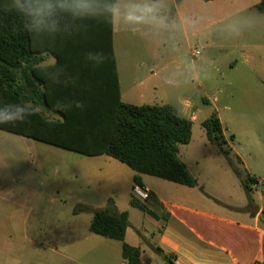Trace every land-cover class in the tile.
Returning <instances> with one entry per match:
<instances>
[{
    "label": "rangeland",
    "instance_id": "rangeland-1",
    "mask_svg": "<svg viewBox=\"0 0 264 264\" xmlns=\"http://www.w3.org/2000/svg\"><path fill=\"white\" fill-rule=\"evenodd\" d=\"M190 1L185 13L190 11L196 22L204 15L212 16L214 5ZM165 3L167 16L171 0ZM119 26L122 24L115 23L116 31ZM213 30L212 24L211 41ZM143 32L142 36L130 32L124 39L116 34L120 62L139 57L148 61L152 55L156 64L166 65L176 52L191 73L193 92L183 91L182 98L191 99L190 112L197 120L192 124L189 144L178 147V157L201 187L197 191L201 209L232 211L250 207L252 200L259 206V196L264 199V106L252 103L251 110L246 111L248 117L233 119L232 126L225 130L224 147L231 149V154L225 155L207 141L201 126L214 111L209 97L216 93L213 78H205L212 53L203 49L202 29L192 23L183 31L176 21L173 31L149 32L144 28ZM192 51H198L199 56L194 58ZM50 62L48 58L46 63ZM201 80L207 82L206 92L199 87ZM225 92L218 96L217 107L223 105ZM208 98L211 103L206 102ZM230 105L235 108L236 100ZM48 116L55 118L54 114ZM244 169L259 180L256 187L251 186V202L241 183L244 176L236 173L239 170L243 175ZM133 174L127 166L106 156L89 157L0 131V264H124L121 243L92 234L91 212L81 209L113 211L114 206L117 212L126 211ZM141 216L136 211L131 220L148 237L151 228L142 223ZM154 264L162 261L156 258Z\"/></svg>",
    "mask_w": 264,
    "mask_h": 264
},
{
    "label": "trees",
    "instance_id": "trees-1",
    "mask_svg": "<svg viewBox=\"0 0 264 264\" xmlns=\"http://www.w3.org/2000/svg\"><path fill=\"white\" fill-rule=\"evenodd\" d=\"M255 9L264 14V0ZM23 24L16 14L0 11V106L22 103L34 114L23 122L0 124V131L89 157L104 155L136 174L190 188L197 186L178 157V147L191 140L192 122L177 116L168 105L121 102L113 24L104 19L74 21L63 15L57 33L31 34ZM88 52L103 53L104 62L87 60ZM50 56L54 58L52 64L46 63ZM75 101L83 107H75ZM201 126L207 141L229 156L231 150L224 148L226 141L217 114L213 112ZM237 163L241 164L239 158ZM236 173L244 176L241 183L251 202V186L258 183L257 179L246 172ZM135 184H139L138 179ZM135 200L130 204L142 209ZM113 208L81 210L91 212L92 234L120 242L126 264H142L140 249L125 242L127 212L118 213Z\"/></svg>",
    "mask_w": 264,
    "mask_h": 264
},
{
    "label": "crops",
    "instance_id": "crops-1",
    "mask_svg": "<svg viewBox=\"0 0 264 264\" xmlns=\"http://www.w3.org/2000/svg\"><path fill=\"white\" fill-rule=\"evenodd\" d=\"M261 1L206 2L214 5L212 16L204 15L199 22H196L197 18L189 16L190 11L187 15L185 13L186 6L192 4L190 0H171L169 14L166 16V12L163 13L168 18L172 31L176 21L181 23L185 19L194 21L202 29L203 49L212 53L207 60L205 78L210 80L212 77L216 86L215 96L209 98H212L213 112L218 116L225 141V130L232 126L234 118L248 117L246 111L251 110L252 103L264 106V14L255 9ZM211 18L214 29L212 41L209 38ZM187 25L181 23L183 31L187 29ZM117 31L114 23L112 46L121 102L135 106L168 105L177 116L193 124L197 120L196 115L190 112L193 103L190 98H182L183 91L193 92V80L190 71L182 66L178 53H173L166 65L156 64L152 55L148 61L139 57L123 58L120 62L115 47L116 34L124 39L130 32L140 36L144 32L125 28L124 25L119 26ZM199 37L201 38V34ZM48 58L51 59L48 64H52L54 58ZM206 84L201 80L199 85L205 92ZM224 91L225 101L221 107H217L215 103L219 101L218 96ZM209 98L206 102L211 103ZM234 99L237 102L235 108L230 105V101ZM192 115L194 119L191 118ZM56 118L57 115L54 119ZM244 171L249 174L246 169ZM249 176L256 178L250 174ZM135 179L149 189L146 201L135 200L142 209L130 204ZM257 181L253 187L259 184L258 179ZM129 188V206L123 211L127 212L129 222L125 242L140 249L142 264H154L156 258L162 264H165V258L171 264H256L264 261L262 196H259V206L252 200L250 207L232 211H207L201 209V194L197 192L198 189L201 190L199 185L190 188L134 172ZM136 211L142 214V223L151 228V231H147L148 237L131 220V214H136Z\"/></svg>",
    "mask_w": 264,
    "mask_h": 264
},
{
    "label": "clouds",
    "instance_id": "clouds-1",
    "mask_svg": "<svg viewBox=\"0 0 264 264\" xmlns=\"http://www.w3.org/2000/svg\"><path fill=\"white\" fill-rule=\"evenodd\" d=\"M165 0H2L0 11L14 13L24 20L23 27L30 34L48 31L57 33L60 17L70 16L74 21L104 19L109 24H122L142 32L166 30L170 27ZM182 24L194 21L185 19ZM87 60L103 63L105 56L100 52H88ZM59 107H64L58 104ZM75 107L82 108L80 101ZM34 113L22 103H6L0 106V124L23 122Z\"/></svg>",
    "mask_w": 264,
    "mask_h": 264
},
{
    "label": "built area",
    "instance_id": "built-area-1",
    "mask_svg": "<svg viewBox=\"0 0 264 264\" xmlns=\"http://www.w3.org/2000/svg\"><path fill=\"white\" fill-rule=\"evenodd\" d=\"M191 54L194 58L199 56L198 51H192ZM191 118L194 119V115H192ZM131 193L133 198L139 201H146L149 198V189L143 185H139V184L133 185L131 189Z\"/></svg>",
    "mask_w": 264,
    "mask_h": 264
}]
</instances>
